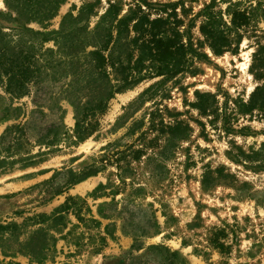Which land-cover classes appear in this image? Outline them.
<instances>
[{
    "label": "rangeland",
    "instance_id": "obj_1",
    "mask_svg": "<svg viewBox=\"0 0 264 264\" xmlns=\"http://www.w3.org/2000/svg\"><path fill=\"white\" fill-rule=\"evenodd\" d=\"M85 1L66 0L48 22L26 25L47 34L57 31L63 17L77 14ZM107 1L101 0L102 5ZM150 1L176 2L181 28L190 30L209 59L196 62V75L150 78L117 93L100 116L98 130L86 140L77 142L73 136L74 108L63 99L68 79L51 80V71L45 70L22 96L7 91L5 77L0 81V124L5 125L0 141L7 127H26V134L16 130L0 143V160L6 159L0 164V223L26 222L4 235L0 259L20 264H184V258L187 264H264V108L240 109L242 103L264 97V0ZM207 5L214 22L230 28L226 32L232 47L220 55L200 30ZM235 10L249 13V24L232 27ZM0 26L13 47L20 36L16 28L22 26L13 21L6 0H0ZM24 33L21 38L34 36ZM53 44L43 42L36 53ZM198 93L215 96L203 98L207 114L196 106ZM60 106L69 134L53 145L37 144L40 134L60 123ZM177 120L191 127L190 136L177 142L166 160L149 159L154 152L150 141L157 134L151 125L158 128L161 122ZM136 150L142 151L138 159ZM91 166L102 170L67 187ZM81 184L88 186L80 189ZM100 184L105 187L91 196ZM70 195L84 198L85 204L77 205L81 217L95 218L101 225L69 213L66 228L51 229L57 241L50 260L37 263L19 253L21 248L26 251L35 230L47 225H31L26 219L51 213ZM105 204L103 212L110 219L99 214ZM152 211L160 225L157 233ZM213 227L228 233L231 248L225 253L209 245Z\"/></svg>",
    "mask_w": 264,
    "mask_h": 264
},
{
    "label": "trees",
    "instance_id": "obj_2",
    "mask_svg": "<svg viewBox=\"0 0 264 264\" xmlns=\"http://www.w3.org/2000/svg\"><path fill=\"white\" fill-rule=\"evenodd\" d=\"M65 1L6 0L10 16L13 17V21L20 23L22 28L15 29L16 34L20 36L12 47L10 42L13 40L6 39V33L0 26V81L5 77L7 91L15 96H22L27 93L29 83L40 82L41 73L45 70L48 73L51 71V80L68 79L65 83L63 99L68 100L74 108L76 122L73 136L77 142L86 140L98 130L100 116L105 114L110 100L117 93L124 92L150 78L168 79L184 74L196 75L198 73L195 68L196 62L209 59L202 47L194 43L190 30L181 28L183 21L178 17L176 2L170 4L150 0L130 2L108 0L103 6L101 0H86L77 14L68 13L63 17L61 27L57 31L47 34L27 27L28 22L46 23L54 18ZM210 8L207 5L204 9L205 21L200 26V30L213 53L220 55L232 47L226 32L230 28H221L216 24L211 17ZM250 20L249 13L235 10L232 13L231 24L232 27L240 29L249 24ZM25 30L30 31L34 36L25 35L26 37L21 38ZM48 40L54 42L53 47L37 54L43 42ZM197 96L198 110L201 114H207L209 110L203 98L213 97L214 100L215 96L210 93H198ZM255 108H264V97L260 102L252 98L249 103L240 105V109L245 112ZM60 109V123H53L45 133L40 134L35 140L37 144L53 145L69 134L62 122L61 106ZM151 129L156 130L157 134L150 141L154 152L149 159L158 158L163 161L174 152L173 148L177 142L186 140L190 136L191 127L177 120L173 124L161 122L158 128L157 125L152 124ZM16 130L26 134L25 125H12L5 129L0 143L3 144ZM46 137L47 140L44 142ZM19 145H22V142ZM141 156L142 151L136 150L135 157L138 159ZM102 159L100 163L104 161ZM5 161L6 159H1L0 164ZM101 170L100 166L96 168L91 166L88 171L83 172V175L72 180L67 187L96 175ZM70 173L73 174V171ZM103 187L105 185L100 184L91 196L95 197L97 190ZM59 192L62 193L63 190ZM84 204V198L70 195L51 213L41 212L29 216L26 220H30L31 225H47L35 230L26 243V251L23 248L17 251L26 253L37 263L50 260L51 252L56 251L57 241L51 229L60 232L66 228L69 213H73L79 221H92L100 226V220L85 219L80 216L81 206L77 205ZM107 206L108 204L102 205L99 214L105 219H110V214L103 212ZM150 216L155 227L154 233H157L160 225L155 212L152 211ZM48 221H51V224ZM24 224L26 222L0 223V241L5 239L4 235L9 233L11 228H18ZM227 238L228 233L224 227H213L208 238L209 245L220 253H225L231 248ZM159 247L172 256L180 255L177 250L171 251L167 247ZM2 253L6 257L15 256L7 252ZM0 264L20 263L12 259H0ZM184 264H187L185 258Z\"/></svg>",
    "mask_w": 264,
    "mask_h": 264
},
{
    "label": "bare ground",
    "instance_id": "obj_3",
    "mask_svg": "<svg viewBox=\"0 0 264 264\" xmlns=\"http://www.w3.org/2000/svg\"><path fill=\"white\" fill-rule=\"evenodd\" d=\"M86 186H88V185L81 184V186L79 188L84 189Z\"/></svg>",
    "mask_w": 264,
    "mask_h": 264
},
{
    "label": "crops",
    "instance_id": "obj_4",
    "mask_svg": "<svg viewBox=\"0 0 264 264\" xmlns=\"http://www.w3.org/2000/svg\"><path fill=\"white\" fill-rule=\"evenodd\" d=\"M4 126H5L4 124H0L1 130L4 128Z\"/></svg>",
    "mask_w": 264,
    "mask_h": 264
}]
</instances>
